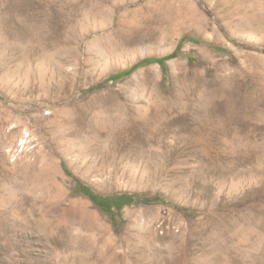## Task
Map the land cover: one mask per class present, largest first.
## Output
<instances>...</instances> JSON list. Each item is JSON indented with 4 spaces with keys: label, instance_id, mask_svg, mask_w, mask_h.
<instances>
[{
    "label": "rangeland",
    "instance_id": "1",
    "mask_svg": "<svg viewBox=\"0 0 264 264\" xmlns=\"http://www.w3.org/2000/svg\"><path fill=\"white\" fill-rule=\"evenodd\" d=\"M0 264H264V0H0Z\"/></svg>",
    "mask_w": 264,
    "mask_h": 264
},
{
    "label": "trees",
    "instance_id": "2",
    "mask_svg": "<svg viewBox=\"0 0 264 264\" xmlns=\"http://www.w3.org/2000/svg\"><path fill=\"white\" fill-rule=\"evenodd\" d=\"M163 59H164V58H160V59H158V61L162 62ZM147 61H149V60H147V59L144 60V62H147ZM83 189H84L83 191H85V193H86V194H87V195H88L93 201H95L96 203H100L99 200H98V198H96V196L89 194V193L86 191V188H83ZM129 199H132V198L130 197Z\"/></svg>",
    "mask_w": 264,
    "mask_h": 264
}]
</instances>
